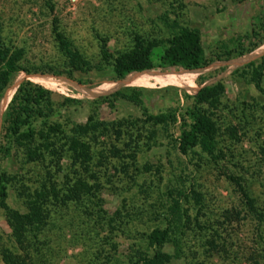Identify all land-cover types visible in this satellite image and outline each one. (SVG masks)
I'll return each instance as SVG.
<instances>
[{
    "label": "rangeland",
    "instance_id": "1",
    "mask_svg": "<svg viewBox=\"0 0 264 264\" xmlns=\"http://www.w3.org/2000/svg\"><path fill=\"white\" fill-rule=\"evenodd\" d=\"M263 16L264 0H0L2 41L11 49L22 50L23 66L31 70L61 69L63 55L53 37V21L71 47L91 66L85 72H73L71 78L50 73H18L4 92L0 115L22 79L50 89L56 98L62 95L83 100L61 112L73 123L83 122L93 110L105 121L142 118L139 107L123 100L111 107L96 106L90 101L121 86L141 87L144 104L152 113L173 104L176 98L184 105L182 93L191 94L199 88L198 76L204 79L201 85L218 79L224 83L223 102L227 106L238 107L242 101L264 106L263 96L251 84L229 76L234 68L263 54L264 44L245 56L212 62L194 74L184 70H151L112 81L108 79V67L100 60V39L105 40L109 52L115 53L127 49L134 34L165 38L170 32L167 23L174 20L197 29L201 44L208 51L214 41L248 31ZM160 51L156 48L153 56ZM261 84L264 88V71ZM165 86L176 89L161 91ZM257 112L260 114L244 127L245 131L232 119L237 127L236 139L221 128L216 146L223 157L216 163L198 148L186 155L178 153L160 132L157 143L138 151L133 164L126 157H108L98 196L107 216L118 211L113 229L99 228L94 224L97 219L83 211L82 203L69 202L52 213L50 222L38 234L37 250L28 246L21 250L10 236L0 210V247L24 258V264H128L134 238L160 223L161 216L155 215L165 210V190L182 186L200 195L201 207L193 203L190 194L182 203L190 219L182 237L184 255L168 264H188L194 260L202 264H264V222L259 224L247 212L237 185L226 177L230 174L238 178L255 205L264 211V110ZM113 143L126 154L123 141ZM103 146L106 147L100 143L97 148ZM132 165L139 169L134 170ZM142 165L149 168L143 170ZM3 168L14 175L25 172L26 176L31 169L19 168L12 157L3 162ZM23 186L11 182L6 198L9 208L24 211L17 196ZM194 222L205 228H197ZM213 230L220 249L208 253L205 240ZM169 249L167 245L164 247ZM0 264H4L1 258Z\"/></svg>",
    "mask_w": 264,
    "mask_h": 264
},
{
    "label": "trees",
    "instance_id": "2",
    "mask_svg": "<svg viewBox=\"0 0 264 264\" xmlns=\"http://www.w3.org/2000/svg\"><path fill=\"white\" fill-rule=\"evenodd\" d=\"M167 26L170 32L165 38H143L134 34L131 45L115 53L109 52L105 40L100 39V60L109 69L108 79L121 81L130 75L151 70H184L187 74H194L212 62L245 56L264 44V16L248 31L236 32L227 39L214 41L208 51L202 46L197 29L179 25L174 20ZM52 32L63 55L62 66L58 70H31L23 66L20 63L22 50L6 46L0 34V103L5 90L20 72L50 73L71 78L73 72L90 69L89 62L71 47L57 30L54 21ZM158 47L161 51L154 57L153 52ZM263 71L264 53L234 68L229 76L251 84L264 98L261 84ZM196 81L200 86L194 93H182L184 105L176 98L173 104L155 113L145 106L141 87L112 88L105 95L90 101L96 106L111 107L116 101L123 100L139 107L142 118L105 121L99 119L93 110L83 122L73 123L61 112L72 105L81 104L83 100L62 95L56 98L50 89L22 79L0 115V210L10 229V236L19 249L26 250L28 246L36 251L38 234L50 222L52 213L69 202L82 203L87 216L97 219L95 225L99 228L107 226L111 230L118 211L107 216L98 196L100 177L105 173L108 157H126L133 164L136 153L154 146L160 132L167 139V144L178 153L186 155L198 148L216 163L223 157L216 146V136L221 128L231 139H236L235 125L238 124V128L245 131L244 127L260 114L257 110H264V106H257L255 102L250 104L242 101L238 107L227 106L223 102L225 86L220 79L206 85H201L204 81L202 76H198ZM170 87L176 89L165 86L161 91H167ZM232 119H235L236 124H232ZM120 140L123 141L126 154H122L123 149L113 143ZM100 143L106 147L97 148ZM11 157L19 168H31L28 171L30 174L26 176L24 172L14 175L7 172L3 162ZM132 166L134 170L139 169L136 165ZM141 168L147 170L149 167L142 165ZM226 177L237 185L247 212L259 224L264 222V211L255 205L247 188L235 176L229 174ZM12 181L24 185L17 191L24 211L11 209L6 204L7 190ZM188 194L193 203L201 207V197L192 189L188 191L182 186H174L165 190V210L155 215L161 216L160 223L134 238L130 244L128 264H168L171 260L183 257L182 237L190 219L182 203L187 201ZM194 225L199 229L205 228L198 222H194ZM214 236L213 230L205 240V251L208 253H217L220 249ZM166 245L170 247L169 250H164ZM0 258L4 264L25 262L24 258L2 247ZM188 264L202 262L194 260Z\"/></svg>",
    "mask_w": 264,
    "mask_h": 264
}]
</instances>
